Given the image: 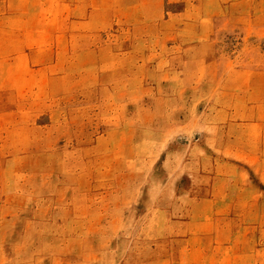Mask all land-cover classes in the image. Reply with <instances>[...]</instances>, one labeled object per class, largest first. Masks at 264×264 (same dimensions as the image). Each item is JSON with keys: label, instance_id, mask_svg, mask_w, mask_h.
<instances>
[{"label": "rangeland", "instance_id": "374dc122", "mask_svg": "<svg viewBox=\"0 0 264 264\" xmlns=\"http://www.w3.org/2000/svg\"><path fill=\"white\" fill-rule=\"evenodd\" d=\"M0 264H264V0H0Z\"/></svg>", "mask_w": 264, "mask_h": 264}]
</instances>
